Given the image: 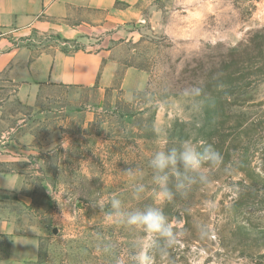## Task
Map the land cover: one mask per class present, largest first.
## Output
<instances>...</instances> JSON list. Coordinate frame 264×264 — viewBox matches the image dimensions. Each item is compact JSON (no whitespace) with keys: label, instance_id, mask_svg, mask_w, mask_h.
I'll return each instance as SVG.
<instances>
[{"label":"rangeland","instance_id":"374dc122","mask_svg":"<svg viewBox=\"0 0 264 264\" xmlns=\"http://www.w3.org/2000/svg\"><path fill=\"white\" fill-rule=\"evenodd\" d=\"M115 9L80 12L75 38L34 28L0 45L102 50L114 62L106 84L21 95L0 69V264L127 259L144 234L109 222L91 202L113 195L127 210L162 207L183 230L167 259L153 253L155 264H264V0H138ZM184 140L212 144L222 162L205 165L207 181L186 196L161 203L148 160ZM129 168L145 173L140 198ZM33 239L39 246L25 243L35 252L22 262L12 243L18 251Z\"/></svg>","mask_w":264,"mask_h":264},{"label":"crops","instance_id":"0c3cea01","mask_svg":"<svg viewBox=\"0 0 264 264\" xmlns=\"http://www.w3.org/2000/svg\"><path fill=\"white\" fill-rule=\"evenodd\" d=\"M138 0H0V45L10 35H27L34 28L54 29L65 38H75L79 31L80 12L88 10L116 11L117 3L130 6ZM85 14V13H84ZM114 62L107 61L106 51L76 50L64 53L59 49H46L33 54L29 48L0 50V69L5 79L17 85L18 94L37 91L40 86L88 87L106 84ZM23 241V240H22ZM20 243V242H19ZM12 243L16 256L22 262L30 259L34 249L30 244ZM35 252V251H34Z\"/></svg>","mask_w":264,"mask_h":264},{"label":"clouds","instance_id":"9594fccd","mask_svg":"<svg viewBox=\"0 0 264 264\" xmlns=\"http://www.w3.org/2000/svg\"><path fill=\"white\" fill-rule=\"evenodd\" d=\"M199 90H196V94ZM70 147L69 143L66 146ZM221 153L212 145L203 141L193 142L184 140L175 146L165 144L156 151L148 160V168L151 169V183L158 190V198L161 203L171 202L176 196H186L192 187L198 183L207 181V172L204 166H219L222 162ZM133 181L131 190L140 198L147 185L142 181L144 171L142 168H129L126 170ZM93 207H99L105 213L107 220L118 225H125L138 229L144 234V238L135 242L133 250L127 259H120L118 264H155V256L159 254L162 259H167L168 250L175 246L179 235L183 230L177 231L176 227L168 222L162 207L145 206L142 209L127 210L118 196L113 195L107 201H91ZM105 207L108 211L105 212ZM32 229V228H31ZM39 236V233L32 229ZM203 234L206 228L198 226ZM39 246L40 241L23 240ZM111 245H104L103 250L108 252Z\"/></svg>","mask_w":264,"mask_h":264}]
</instances>
